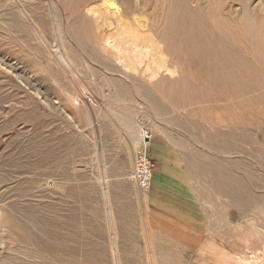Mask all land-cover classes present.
<instances>
[{
  "label": "rangeland",
  "instance_id": "374dc122",
  "mask_svg": "<svg viewBox=\"0 0 264 264\" xmlns=\"http://www.w3.org/2000/svg\"><path fill=\"white\" fill-rule=\"evenodd\" d=\"M126 2L0 0V264H133L112 221L120 193L138 192L143 147L128 159L125 124L143 130V116L152 134L238 163L253 194L240 199L238 263L264 264V77L230 62L218 71L190 40L169 53L140 35L134 11L120 14Z\"/></svg>",
  "mask_w": 264,
  "mask_h": 264
},
{
  "label": "crops",
  "instance_id": "0c3cea01",
  "mask_svg": "<svg viewBox=\"0 0 264 264\" xmlns=\"http://www.w3.org/2000/svg\"><path fill=\"white\" fill-rule=\"evenodd\" d=\"M131 135L128 133V159L139 141L155 167L148 192L120 193L114 207L112 223L124 233L117 246L133 249L125 255L126 262L239 264L247 248V230H240L238 223L240 199L248 205L253 194L247 183L240 197L244 187L238 163L224 162L216 150L206 152L168 135L153 133L147 143L142 142L141 134ZM128 167L122 180L131 177L130 161Z\"/></svg>",
  "mask_w": 264,
  "mask_h": 264
},
{
  "label": "bare ground",
  "instance_id": "6f19581e",
  "mask_svg": "<svg viewBox=\"0 0 264 264\" xmlns=\"http://www.w3.org/2000/svg\"><path fill=\"white\" fill-rule=\"evenodd\" d=\"M98 9L101 10L100 7H98ZM133 11L136 13L135 20L138 24L140 35L148 36L150 39L155 38L162 40L164 49L169 53L183 52L187 49L183 41L190 40L192 42L189 44L190 47L188 50L213 56L216 61L215 65L218 66V71H221V68H224L227 66L226 64L230 62L233 65L232 68L239 69L241 67L237 65L242 66V64H244L250 71L258 72L264 77L263 3L254 4L252 0H231L228 4L227 0H136V4L132 5V3L127 0L120 14L126 17ZM127 29L128 31L131 30L129 28ZM56 32L58 33L57 28ZM132 34L133 33H131V35ZM134 35H136L135 32ZM63 45L61 44L62 47H64ZM104 45L115 46L110 38L106 40V44ZM55 51L59 54L58 57L60 60H68L67 56L60 53L57 48ZM225 57L230 61H227ZM229 66H231V64H229ZM152 73L154 74L155 72ZM154 120L151 121V123H154ZM135 124L132 127L133 124L127 122L125 127H128L129 133L132 135H134L135 132L141 134L142 128ZM138 144L139 141L137 142V145ZM260 188L261 187H259V189ZM231 193L234 194V192ZM33 236L35 235H32L31 232L23 234V238L29 239ZM41 243L43 246H46L45 241L41 240Z\"/></svg>",
  "mask_w": 264,
  "mask_h": 264
},
{
  "label": "built area",
  "instance_id": "2783aa9c",
  "mask_svg": "<svg viewBox=\"0 0 264 264\" xmlns=\"http://www.w3.org/2000/svg\"><path fill=\"white\" fill-rule=\"evenodd\" d=\"M139 124L144 125L142 130L144 142L147 143L152 138V133L147 127L146 117L138 119ZM133 175L140 193H146L152 186V176L155 161L148 151L143 147L136 151L133 157Z\"/></svg>",
  "mask_w": 264,
  "mask_h": 264
}]
</instances>
